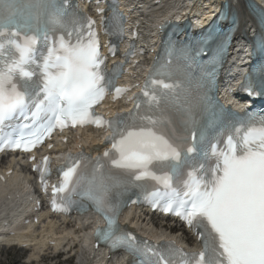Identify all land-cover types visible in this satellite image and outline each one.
<instances>
[{"label": "snow or ice", "instance_id": "snow-or-ice-1", "mask_svg": "<svg viewBox=\"0 0 264 264\" xmlns=\"http://www.w3.org/2000/svg\"><path fill=\"white\" fill-rule=\"evenodd\" d=\"M65 3L0 0V152H30L69 126L106 128L110 147L102 155L67 153L56 168L54 211L90 208L104 221L94 230L97 242L127 252L132 264H264V110L241 115L215 98L237 29L234 12L221 11L186 41L164 42L139 92L128 97L133 107L105 119L95 107L107 94L115 101L131 90L115 83L131 48L106 72L95 21ZM250 9L264 25V9L251 2ZM123 22L113 6L101 25L122 39ZM108 50L114 56L117 45L110 41ZM194 71L195 95L184 87ZM237 91L264 98V62ZM50 163L44 156L33 165L44 191ZM140 204L182 221L199 250L186 252L173 240L152 244L122 228V210Z\"/></svg>", "mask_w": 264, "mask_h": 264}, {"label": "bare ground", "instance_id": "bare-ground-1", "mask_svg": "<svg viewBox=\"0 0 264 264\" xmlns=\"http://www.w3.org/2000/svg\"><path fill=\"white\" fill-rule=\"evenodd\" d=\"M150 1L151 0H149V2ZM167 1L168 2L173 1V3L175 5L176 4H179V3L182 4V3H189V2H193L194 1L195 2V5H199L202 8L205 5L214 4L215 2H218L219 0H191V1L190 0H161V2H167ZM258 1L261 2V3H264V0H258ZM17 193L20 196L19 198H16L15 196H12V198L9 199V200H6L5 203L4 202L2 204L0 203V207L3 210L2 212H4V211L12 212L13 211V208H15L17 202L20 200V198L22 196V191H19ZM13 219H14V217H11V220H13ZM4 220H6V218H4ZM78 223H80V222H78ZM8 228H12L11 221L8 222V225L7 226L0 225V231H4V230H6ZM31 228H32V226L31 225H28L26 227H22L21 229H27V231H30ZM71 231L73 232V233L71 232V235L73 236L74 239L80 237V234H79L78 230H75V228H73ZM34 232H37V231H34ZM31 234H33V236L30 237V238H28V239H26V241H28V243L30 245H32L31 251L28 253V258L29 259H31V257L32 258H37L38 257V254H40L41 251L44 250V248H42V247H48L44 243L43 240L45 238H49L50 240H54L53 236H55L57 234V232L56 233H52L53 236L52 235L50 236L49 233H41L39 235V237H36L35 236V233H33V232ZM1 238H3V236H0V239ZM10 240L11 239H8L7 241H10ZM18 241H21V240L18 239ZM41 244H42V246H41ZM91 254L92 253L89 252L88 254L86 253V254L82 255L81 256V262H80V264H88L89 262H91Z\"/></svg>", "mask_w": 264, "mask_h": 264}, {"label": "rangeland", "instance_id": "rangeland-1", "mask_svg": "<svg viewBox=\"0 0 264 264\" xmlns=\"http://www.w3.org/2000/svg\"><path fill=\"white\" fill-rule=\"evenodd\" d=\"M25 256L24 252H17L16 250H8L0 253V264H22V258Z\"/></svg>", "mask_w": 264, "mask_h": 264}]
</instances>
